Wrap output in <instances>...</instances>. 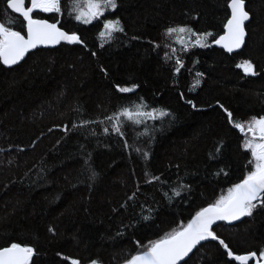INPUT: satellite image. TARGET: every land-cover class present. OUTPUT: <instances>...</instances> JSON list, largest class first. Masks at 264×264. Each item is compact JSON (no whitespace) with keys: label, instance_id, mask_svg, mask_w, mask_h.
<instances>
[{"label":"trees","instance_id":"16d2710c","mask_svg":"<svg viewBox=\"0 0 264 264\" xmlns=\"http://www.w3.org/2000/svg\"><path fill=\"white\" fill-rule=\"evenodd\" d=\"M116 3L90 24L75 19L83 0H61L57 17L36 12L81 42L0 63V248L32 247L29 264H124L251 170L244 143L252 137L228 113L246 125L264 116V0H245L246 35L232 53L212 43L224 32L228 0ZM105 18L119 19L123 31L102 40ZM24 22L0 0V24L25 33ZM169 27L211 33L209 44H182L175 39L184 33L168 35ZM244 60L255 75L237 67ZM137 105L155 118L121 117V132L113 131L107 117ZM211 230L217 240L181 264H237L220 239L233 253L259 255L264 207Z\"/></svg>","mask_w":264,"mask_h":264},{"label":"snow or ice","instance_id":"6c2138e0","mask_svg":"<svg viewBox=\"0 0 264 264\" xmlns=\"http://www.w3.org/2000/svg\"><path fill=\"white\" fill-rule=\"evenodd\" d=\"M75 2L78 3L79 0H75ZM116 7V0H83V7L78 9L75 19L81 23L90 24L94 20H99L106 9H115ZM7 8L23 17V21L26 22L24 27L27 35H22L21 31H14L0 24V63L4 65L16 64L29 49L36 48L37 45L59 44L61 41L70 44L81 42L76 33L69 34V32L57 27L56 23L33 18V12L36 9L46 13L61 12V0H31V5L28 7L25 6V0H7ZM227 8L231 14L224 24L225 33L219 39H215L214 43L222 45L228 52H232L233 49L240 48L241 44L244 43L245 21L249 20V12L246 11L245 0H228ZM121 31L123 28L119 19H105L99 35L111 37L113 32ZM186 31L196 37L193 41L194 46H207L205 40L211 33L197 34L190 28L169 27L166 34L184 33ZM176 63L180 65L181 62L177 60ZM237 67L242 68L246 74L255 75L253 65L247 60L238 64ZM176 71H179V67ZM197 75L199 76L200 73ZM198 83L199 81H197ZM117 90L121 93H128L132 91V88L117 86ZM188 103L191 104L192 101H188ZM141 107L142 105H137L135 111L129 107H123L115 114V118L107 117L113 121V131L121 132L119 124L121 117L135 124L141 122L138 117L155 118L153 116L155 110L143 112L140 110ZM157 115L164 116L166 113L160 111ZM228 117L230 124H233L241 133H245V126L233 121L232 113L229 112ZM247 133H251L252 138L245 141L244 148L251 153L249 160L251 170L244 175L243 179L234 184L226 196H221L215 203L196 212L186 225L180 226L161 239L149 242L146 250L132 255L130 259L125 261V264H177L178 261L188 256L201 241L209 238L217 240L211 231V226L215 221L237 220L242 216H250L257 205L264 207V116L251 117L247 122ZM125 147L128 145L125 144ZM144 156L147 157L148 153L145 152ZM151 179L157 180L159 177L153 176ZM173 194L179 195L175 189H173ZM129 198L131 199V197ZM219 243L227 251L228 246L222 239ZM227 255L238 261L239 264H249L253 258H255L256 264H264V250H261L258 256L255 252L234 255L231 251H227ZM32 256L33 248L22 246L19 243L13 242L9 246L0 248V264H29ZM71 264H78V261L72 260ZM92 264H96V262L93 261Z\"/></svg>","mask_w":264,"mask_h":264},{"label":"water","instance_id":"95a60500","mask_svg":"<svg viewBox=\"0 0 264 264\" xmlns=\"http://www.w3.org/2000/svg\"><path fill=\"white\" fill-rule=\"evenodd\" d=\"M31 5V4H30ZM29 5V6H30ZM9 10H11V9H9ZM17 14V13H16ZM230 14H231V12H230ZM230 14H229V16H230ZM19 15V14H18ZM250 16V15H249ZM45 20V19H44ZM48 21V20H47ZM49 23H54V22H50V21H48ZM226 22H227V20H226ZM246 22L247 21H245V24H246ZM57 27H58V25H57ZM62 30V29H61ZM224 33H225V30H224V32L220 35V36H222V35H224ZM23 35V34H22ZM27 35V33L25 34V36ZM245 35H246V32H245ZM219 36V37H220ZM219 37L217 38V39H219ZM244 39H245V37H244ZM62 42H64V43H67L66 41H61L60 43H62ZM59 43V44H60ZM59 44H50V45H43V44H41V45H37V47L36 48H33V49H29V51L28 52H30V51H33V50H35V49H38V48H53V47H55V46H57V45H59ZM213 44L215 45V46H218V47H220V48H222V49H224L226 52H228L222 45H218V44H216V43H214V41H213ZM242 45H243V43L241 44V47H242ZM241 47L240 48H238V49H233V51L232 52H236V51H238L239 49H241ZM28 52H26L25 53V55H24V57L20 60V61H18L16 64H18L19 62H21L24 58H25V56L28 54ZM232 52H229V53H232ZM16 64H13V65H5V66H14V65H16ZM240 182V181H239ZM238 182V183H239ZM210 204H212V203H210ZM209 204H207V205H205L204 207H207ZM203 207V208H204ZM198 212V211H197ZM195 215V214H194ZM193 215V216H194ZM192 216V217H193ZM192 217L190 218V220L192 219ZM244 218V216H242V217H240L239 219H237V220H233V221H224L225 223H227V224H230V225H233V224H236V223H239L242 219ZM219 222H222L221 220H218V221H215L214 223H213V225L211 226V229L213 228V226H215L216 224H218ZM188 223V222H187ZM186 223V224H187ZM185 224V225H186ZM212 231V230H211ZM207 240H212L211 238H209V239H207ZM221 240V239H220ZM219 240V241H220ZM201 242H203V241H201ZM200 242V243H201ZM199 243V244H200ZM198 245V244H197ZM197 245H196V247H197ZM23 246V245H22ZM6 247V246H5ZM195 247V248H196ZM194 248V249H195ZM224 248V247H223ZM194 249L192 250V252H190L189 254H188V256H186V257H184L182 260H180V261H178L177 262V264H181V263H183L192 253H193V251H194ZM227 251H230V249H228L227 248ZM226 251V252H227ZM247 253H250V252H247ZM247 253H241V254H236V253H233L234 255H243V254H247ZM258 256V255H257ZM229 259H231L230 257H228ZM235 261V260H234ZM252 261V264H256V260H255V258H253V259H251L250 261H249V263ZM237 264H239V262L238 261H235ZM96 264H102V263H98V262H96Z\"/></svg>","mask_w":264,"mask_h":264},{"label":"rangeland","instance_id":"374dc122","mask_svg":"<svg viewBox=\"0 0 264 264\" xmlns=\"http://www.w3.org/2000/svg\"><path fill=\"white\" fill-rule=\"evenodd\" d=\"M31 0L28 1V3H30ZM82 4V3H81ZM105 15V13H104ZM105 17V16H104ZM105 19H109V18H105ZM104 19V20H105ZM103 20V21H104ZM110 20V19H109ZM199 34V33H197ZM102 40H107L109 37L107 35H105L104 37H101ZM196 37L194 35H192V33L190 32H184V35L182 36L181 39H175L176 41H179L180 43L182 44H185V45H188V44H191L193 41H195ZM174 41V40H173ZM175 42V41H174ZM176 43V42H175ZM205 44L208 45L209 43L207 42V40H205ZM141 110V109H140ZM142 111V110H141ZM248 140V139H246Z\"/></svg>","mask_w":264,"mask_h":264},{"label":"flooded vegetation","instance_id":"af4514ba","mask_svg":"<svg viewBox=\"0 0 264 264\" xmlns=\"http://www.w3.org/2000/svg\"><path fill=\"white\" fill-rule=\"evenodd\" d=\"M25 6L28 7V6H29V3H25ZM61 6H62V5H61ZM62 8H63V6H62ZM36 12H37V13H42L43 11H41V10H39V9L34 10V12H33V18H34V19H42V18H39V17L34 16V14H35ZM50 15H53V16L57 17V13H56V12H52ZM51 22L56 23V24L58 25V27L61 28L62 30L64 29V28L59 24V22H56L55 20H52ZM24 24H26V23L24 22ZM63 31H64V30H63ZM25 32H26V28H25Z\"/></svg>","mask_w":264,"mask_h":264},{"label":"bare ground","instance_id":"6f19581e","mask_svg":"<svg viewBox=\"0 0 264 264\" xmlns=\"http://www.w3.org/2000/svg\"><path fill=\"white\" fill-rule=\"evenodd\" d=\"M182 46V44H180V47ZM244 126H245V133L244 134H246L247 133V125L246 124H243ZM250 137H251V133H247ZM255 203V202H254Z\"/></svg>","mask_w":264,"mask_h":264}]
</instances>
